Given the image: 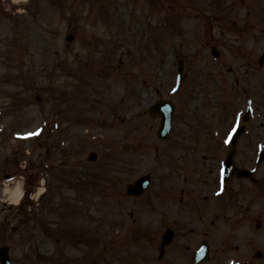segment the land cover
Here are the masks:
<instances>
[{"label": "rangeland", "instance_id": "obj_1", "mask_svg": "<svg viewBox=\"0 0 264 264\" xmlns=\"http://www.w3.org/2000/svg\"><path fill=\"white\" fill-rule=\"evenodd\" d=\"M194 3L200 4L196 0H20L17 4L0 0V162L6 158L16 163H0V223L4 222L0 240L12 224V264H106L110 253L136 257L137 248L129 255L123 253L126 247L112 253L122 243L117 238L123 232L122 227L109 229L107 224L113 214L122 226L128 221L124 213L133 205L139 207L143 224L151 222L154 185L140 199L122 198L125 185L140 174L152 176L154 156L167 145L175 144L180 152L181 140L190 141L193 120L206 122L216 110L219 115L226 109L217 97L220 89L231 96L227 110L232 113L256 92L252 121L258 123L251 132L264 140V114L257 109L264 107V67L259 68L262 79L237 83L226 71L228 63L234 66L243 59L253 67L247 71L256 73L264 34L243 24L230 28L220 24L217 40L230 41L231 56L226 54L222 64L214 62L208 50L219 43L209 39L201 21L193 17ZM158 7L162 9L152 13ZM167 13H178L179 26L174 31L167 26L170 33L162 27ZM177 59L183 61V80L173 95ZM218 70L223 81L214 78ZM58 86L60 96L53 101L49 93ZM163 98L173 100V129L160 141L155 134L158 118L145 109ZM17 112L22 115L16 116ZM89 150L98 153L95 162L87 160ZM64 154L67 167L55 169ZM26 163L30 186L55 187L57 240L38 234L27 241L32 223L18 200L10 198L20 178L13 172L20 173ZM11 169L12 180L4 179ZM52 195L49 190L44 199ZM39 207L33 209L39 213ZM82 212L90 215L95 228Z\"/></svg>", "mask_w": 264, "mask_h": 264}, {"label": "flooded vegetation", "instance_id": "obj_2", "mask_svg": "<svg viewBox=\"0 0 264 264\" xmlns=\"http://www.w3.org/2000/svg\"><path fill=\"white\" fill-rule=\"evenodd\" d=\"M252 145L249 138L247 152ZM190 151L170 154L168 162L160 165L151 261L153 264H264L261 162L254 166L256 178L232 176L219 188L221 162L219 159L217 165L211 163L215 155L208 152V139H202L200 146L190 147ZM166 230L170 238L163 244ZM199 245L204 246V251L197 256Z\"/></svg>", "mask_w": 264, "mask_h": 264}, {"label": "water", "instance_id": "obj_3", "mask_svg": "<svg viewBox=\"0 0 264 264\" xmlns=\"http://www.w3.org/2000/svg\"><path fill=\"white\" fill-rule=\"evenodd\" d=\"M150 114H160L162 119H161V126L158 130V133L160 136H165L167 132V126H168V119L170 115V106L167 105V103H155L148 109ZM90 159L95 158V154H90L89 155ZM143 179H139L136 182V186H141V189H143V184H144ZM128 191L131 194L139 193L140 191H136L134 187H129ZM0 262L1 264H10L8 256L6 255V249L2 248L0 249Z\"/></svg>", "mask_w": 264, "mask_h": 264}, {"label": "bare ground", "instance_id": "obj_4", "mask_svg": "<svg viewBox=\"0 0 264 264\" xmlns=\"http://www.w3.org/2000/svg\"><path fill=\"white\" fill-rule=\"evenodd\" d=\"M14 1H18V0H14ZM20 196H21V189L18 184H15L12 190L10 191V198L13 201H17Z\"/></svg>", "mask_w": 264, "mask_h": 264}]
</instances>
